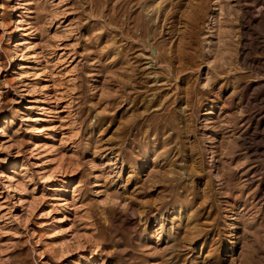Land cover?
Returning a JSON list of instances; mask_svg holds the SVG:
<instances>
[{
	"label": "rangeland",
	"instance_id": "1",
	"mask_svg": "<svg viewBox=\"0 0 264 264\" xmlns=\"http://www.w3.org/2000/svg\"><path fill=\"white\" fill-rule=\"evenodd\" d=\"M0 264H264V0H0Z\"/></svg>",
	"mask_w": 264,
	"mask_h": 264
}]
</instances>
